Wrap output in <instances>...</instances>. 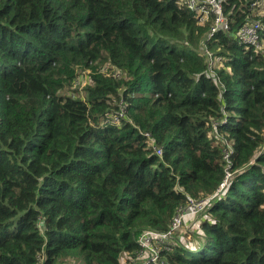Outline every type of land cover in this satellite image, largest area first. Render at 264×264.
<instances>
[{
	"label": "trees",
	"instance_id": "16d2710c",
	"mask_svg": "<svg viewBox=\"0 0 264 264\" xmlns=\"http://www.w3.org/2000/svg\"><path fill=\"white\" fill-rule=\"evenodd\" d=\"M221 6L209 34L182 0H0V264H264V0Z\"/></svg>",
	"mask_w": 264,
	"mask_h": 264
},
{
	"label": "built area",
	"instance_id": "2783aa9c",
	"mask_svg": "<svg viewBox=\"0 0 264 264\" xmlns=\"http://www.w3.org/2000/svg\"><path fill=\"white\" fill-rule=\"evenodd\" d=\"M181 1V0H180ZM186 6L195 11V15L199 20H202L207 14L213 13L214 25L212 26L209 34H212L216 28L228 29V22L223 14L221 2L222 0H182ZM261 29V24L258 20H252L250 23L243 24L236 33V36L239 41L244 44L254 45L256 48L261 47L259 39V30ZM145 135L148 137L149 143L154 148L157 154L161 153V148L155 144V140L150 136L149 133L145 132ZM230 147L227 145V148L224 152V158L229 161V150ZM229 150V151H228ZM230 175L229 172H226L225 180ZM224 182L221 183V187ZM210 197L204 198H194L189 197V201L185 206L178 207L176 215L173 217L170 228L165 231L158 230H144L139 238L138 242L142 247L140 252L143 256L150 255L151 259L158 254L159 250L164 247L169 242H172L173 231L177 230L180 218L189 213H197L202 210L207 204L211 201ZM172 234V235H171Z\"/></svg>",
	"mask_w": 264,
	"mask_h": 264
},
{
	"label": "rangeland",
	"instance_id": "374dc122",
	"mask_svg": "<svg viewBox=\"0 0 264 264\" xmlns=\"http://www.w3.org/2000/svg\"><path fill=\"white\" fill-rule=\"evenodd\" d=\"M86 73L87 72H84L81 75V79H79L80 88H82L79 91V93H81L82 95H84V89H83L84 85L83 84L87 81V74ZM198 213L199 212L189 213V214H186L185 216H183L182 218H180L177 230L173 231L174 233H172L173 239H174V240H172L173 243L175 241L179 240V241H183L188 246H193V243L195 242V238L190 234L191 233L190 231H193L196 228L199 220L201 219L199 217ZM200 215L202 217L206 216L204 214V212H201ZM188 232H190V233H188ZM81 259H82L81 255H79L77 253L75 256H69L67 259H64L63 261L66 262V264H83Z\"/></svg>",
	"mask_w": 264,
	"mask_h": 264
}]
</instances>
